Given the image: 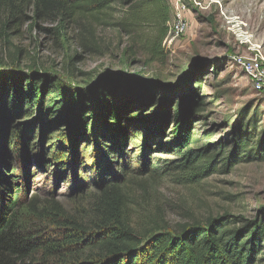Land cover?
Here are the masks:
<instances>
[{
    "label": "rangeland",
    "instance_id": "1",
    "mask_svg": "<svg viewBox=\"0 0 264 264\" xmlns=\"http://www.w3.org/2000/svg\"><path fill=\"white\" fill-rule=\"evenodd\" d=\"M204 1L206 6L211 3V0ZM220 1L231 14L244 21L264 53V0ZM183 2L188 10L186 30L173 41L175 0H162L159 9L140 2L134 7L121 1L98 18L70 17L58 12L39 16L34 7L27 6L17 25L5 29L3 23L0 30V72L20 74L23 78L35 72L45 80L54 78L61 86L84 91L81 95L87 98L109 87L117 95L127 93L136 95L138 100H147L148 110V106L158 105L157 101L163 107L160 99H175L179 91L187 89L186 80L178 82L177 79L191 63H210L211 66H202L193 75L202 73V84L194 89L202 98L203 113L202 121H192L190 132L198 133L195 138L205 142L209 131L210 143H225L224 157H228L234 146L233 130L240 124L244 131L249 123L251 126L255 123L254 141L262 138L264 92H257L236 64L234 59L243 55L244 48L226 27L216 4L203 11L197 9L194 0ZM213 64L215 69L211 70ZM191 84L194 86L193 81ZM174 105L175 102L172 108ZM171 114L173 118L166 122L163 134L135 126L136 134L127 139L131 168L138 175L146 164L158 165L160 169L179 164L176 163L178 155L168 149L175 142L174 130L178 125L175 112ZM29 119L17 122L18 127L30 126ZM62 127L54 134L48 132L47 137L50 136L53 144L60 142L59 137L64 134L71 138L70 132ZM37 133L38 130L29 140L30 151L22 159L25 164L15 155L10 164L14 174L19 176L25 172L18 184L21 195L26 192L19 208L23 228L53 234L61 220L50 203H55L64 219L90 222L103 216L93 208L95 187L91 182V167L96 159L90 149L95 147L90 134L76 139L80 159L71 152L61 159L75 166L74 173H64L56 164L46 167L38 163L36 156L41 150L32 146L39 142ZM145 139L152 140V144L142 149ZM49 142L45 140L44 150L49 146L54 148ZM74 144L67 142L66 147L69 149ZM220 159L216 158L217 162ZM27 162L31 176L25 184ZM159 172L152 170L146 175H137V179L126 185L121 215L135 232L144 233L154 227L173 232L180 225L205 223L209 218L225 214L236 218L238 227L264 219V156L254 161L236 158L228 171L217 172L196 185L186 184L178 172ZM82 184L84 192L81 187L78 189Z\"/></svg>",
    "mask_w": 264,
    "mask_h": 264
},
{
    "label": "trees",
    "instance_id": "2",
    "mask_svg": "<svg viewBox=\"0 0 264 264\" xmlns=\"http://www.w3.org/2000/svg\"><path fill=\"white\" fill-rule=\"evenodd\" d=\"M121 1L134 7L140 2L159 9L162 0H0V30L3 23L5 29L17 25L27 6L34 7L39 16L58 12L70 17L98 18ZM162 12L161 9L160 16ZM201 80L202 73L186 79L187 89L179 91L177 98L160 99L163 107L157 101L158 105L148 106L147 110V100H138L136 95L127 93L117 95L109 87L87 98L81 95L84 91L61 86L54 78L45 80L35 72L23 78L20 74L1 71L0 264H264V219L238 227L237 219L225 214L209 218L205 223L180 225L173 232L154 227L138 233L121 215L126 185L138 175L131 168L127 139L136 134L135 126L163 134L166 122L173 118L171 111L175 112L178 125L174 130L175 142L168 149L178 155L176 163L179 164L166 169L146 164L138 176L152 170L156 174L159 170L164 174L172 171L184 176L186 184L196 185L217 172L228 171L236 158L254 161L264 156V133L260 141H254L255 123L252 126L249 123L244 131L241 124L233 130L234 146L228 157H224L225 143H210L209 131L205 142L195 138L198 133L190 132L192 121H202V98L194 89L200 87ZM173 102L176 105L172 108ZM27 119L31 121L30 126L18 127L17 122ZM61 125L70 132L71 138L64 134L59 137L60 142L53 144L47 134L61 131ZM36 130L39 142L32 146L41 150L36 156L38 163L46 167L56 164L64 173L75 171L74 165L61 161L68 152L80 159L76 139L85 133L93 138L95 147L90 149L96 163L91 167V182L95 187L93 208L103 214L99 219L90 222L64 219L55 203H50L61 220L53 234L23 228L19 208L26 192L21 195L18 184L25 172L19 176L14 174L10 164L14 155L21 164L25 162L22 159L30 151L28 143ZM150 139L144 140L142 149L152 144ZM45 140L54 148L48 145L51 148L44 150ZM67 142L75 144L68 149ZM199 145L202 147L194 148ZM144 157L149 159L147 153ZM28 163L25 184L31 176ZM58 163L63 165L59 167ZM78 186L82 189L83 184Z\"/></svg>",
    "mask_w": 264,
    "mask_h": 264
},
{
    "label": "built area",
    "instance_id": "3",
    "mask_svg": "<svg viewBox=\"0 0 264 264\" xmlns=\"http://www.w3.org/2000/svg\"><path fill=\"white\" fill-rule=\"evenodd\" d=\"M205 3L204 0H194L193 4L196 5L197 9L203 11L211 8L212 4H216L219 12L224 17L226 27L244 48L243 55H239L238 58L234 59L236 64L242 69L249 80H251L254 89L257 92H264V53L262 45L254 40V36L248 31L244 21L239 16L231 14V11L227 8H224L220 0H211L208 6ZM174 8L172 41L183 36L187 26L186 15L188 13L183 0H175Z\"/></svg>",
    "mask_w": 264,
    "mask_h": 264
},
{
    "label": "water",
    "instance_id": "4",
    "mask_svg": "<svg viewBox=\"0 0 264 264\" xmlns=\"http://www.w3.org/2000/svg\"><path fill=\"white\" fill-rule=\"evenodd\" d=\"M210 63H205V62H200V61H196L194 63H191L186 70H184V72L180 75L179 79H177L178 82H182L188 78H190L191 76H193L195 73L198 72V70L202 67V66H206ZM211 66V64L209 65Z\"/></svg>",
    "mask_w": 264,
    "mask_h": 264
}]
</instances>
